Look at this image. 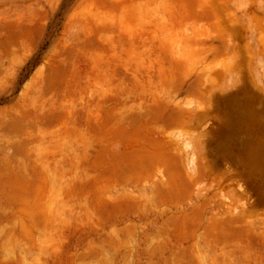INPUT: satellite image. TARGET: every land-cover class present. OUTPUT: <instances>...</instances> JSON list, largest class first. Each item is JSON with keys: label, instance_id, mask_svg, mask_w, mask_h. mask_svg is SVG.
Wrapping results in <instances>:
<instances>
[{"label": "rangeland", "instance_id": "rangeland-1", "mask_svg": "<svg viewBox=\"0 0 264 264\" xmlns=\"http://www.w3.org/2000/svg\"><path fill=\"white\" fill-rule=\"evenodd\" d=\"M263 8L0 0V264H264Z\"/></svg>", "mask_w": 264, "mask_h": 264}, {"label": "bare ground", "instance_id": "bare-ground-1", "mask_svg": "<svg viewBox=\"0 0 264 264\" xmlns=\"http://www.w3.org/2000/svg\"><path fill=\"white\" fill-rule=\"evenodd\" d=\"M236 1V0H235ZM257 2V1H256ZM224 4V3H223ZM235 4V3H234ZM238 4H240L241 5V2L240 3H238ZM251 4V3H250ZM259 4H261V2L259 3ZM236 5V7H237V4H235ZM256 6V5H255ZM259 6V5H258ZM262 6H263V4H262ZM261 6V7H262ZM231 7V6H230ZM252 7V6H251ZM260 7V6H259ZM235 8V7H234ZM238 8V7H237ZM256 8V7H255ZM258 8V7H257ZM256 8V9H257ZM246 9V8H245ZM255 9V10H256ZM260 9V8H259ZM264 9V8H263ZM204 10V9H203ZM209 10V12H210V9H208ZM207 10V11H208ZM232 10V9H231ZM234 10H236V11H239L238 9H234ZM233 10V12H235L236 13V11H234ZM247 10V9H246ZM246 10L244 11V9L243 10H241L239 13H242V12H246ZM250 10H251V8H250ZM248 11V13L249 12H251V11ZM254 10V9H253ZM253 10H252V12H253ZM261 10V9H260ZM194 11V10H193ZM259 11V10H258ZM191 12V11H190ZM232 11H231V13H233ZM256 12V11H255ZM254 12V13H255ZM192 13V12H191ZM202 13V12H201ZM205 13H207V14H210V13H208V12H206L205 11ZM211 13H212V11H211ZM225 13V12H224ZM262 13H264L263 11H262ZM262 13H260V14H262ZM189 16H188V19H189V17H190V19H191V17L192 16H195L194 14H189V12L187 13ZM200 14V13H199ZM204 14V13H203ZM213 14V13H212ZM228 15L227 16H229V14L230 13H227ZM234 15V14H233ZM232 14L229 16V17H225L226 18V20L227 19H229L230 17H234L236 20L235 21H239V18H238V16L239 15H241V14H239L238 16H237V13L233 16ZM255 15H257V14H255ZM262 15H264V14H262ZM262 15H261V19L263 20V17H262ZM198 16V15H197ZM211 16H214V14L213 15H211ZM245 16V15H244ZM257 16H259V13H258V15ZM196 17V16H195ZM202 19H201V21L203 20V16L201 15L200 16ZM208 17H209V15H208ZM249 16H247V18H248ZM163 18V17H162ZM186 18V17H185ZM197 18V17H196ZM210 18V17H209ZM214 18V17H213ZM234 18H232V21H233V19ZM258 18H260V16L258 17ZM258 18H256V19H258ZM187 19V18H186ZM198 19H199V16H198ZM204 20H205V18H204ZM248 20V19H247ZM254 20V19H253ZM253 20H252V18H251V21L253 22ZM228 21V20H227ZM229 21H231V19L229 20ZM244 21H246V20H244ZM243 21V22H244ZM255 21H257L258 23H259V20H255ZM205 22V21H204ZM234 22V21H233ZM192 23V22H191ZM228 23H231V22H227V24ZM237 22H235V24H236ZM239 23V22H238ZM248 23H249V21H248ZM248 23H246L245 22V26L246 27H248L249 29H252V27H254V26H252V25H250V24H248ZM255 23V22H254ZM190 24V23H189ZM227 24H225V25H227ZM206 25V24H205ZM230 25V24H229ZM255 26L256 25H258L257 23L256 24H254ZM207 26V25H206ZM205 27V26H204ZM237 27V26H236ZM183 28V27H182ZM189 28L190 27H185L184 28V30H183V32L181 33V34H179V35H177L175 38H173V39H168L166 42H164L165 43V45H164V50L165 51H167L168 52V54H169V56H170V59H171V61L173 62V63H180L181 62V60L183 59V53H182V48H184V47H186V48H188V49H190V48H192V47H196V46H199V47H205L206 46V40H207V37H205V35H202V37H201V35H200V33H199V35L198 34H196L194 31H193V29H191L190 28V30H189ZM207 28V27H206ZM233 28V27H232ZM209 29V28H208ZM208 29H207V31H208ZM221 30V29H220ZM224 30V29H223ZM226 30V29H225ZM219 32V31H218ZM226 32V31H225ZM225 32H224V35H223V37L225 36ZM252 32V31H251ZM201 33H203L202 31H201ZM211 33V32H210ZM226 33H228V31L226 32ZM229 33H230V31H229ZM204 34V33H203ZM205 34H206V31H205ZM212 34V33H211ZM213 34H215V33H213ZM213 34L211 35V37L213 36ZM216 34H217V32H216ZM231 34V33H230ZM251 34V33H250ZM209 35V31H208V34H207V36ZM232 35V34H231ZM218 36V35H217ZM204 37L206 38V40L204 39ZM209 37V36H208ZM210 37V38H211ZM215 37V36H214ZM214 37H212V39L211 40H213L214 39ZM220 37V36H219ZM226 37V36H225ZM229 37L231 38V36L229 35ZM250 37V41H253L254 42V40H253V37H252V35H250L249 36ZM203 38V39H202ZM221 38V37H220ZM216 39H219L218 37L216 38ZM223 40H224V38H222ZM226 39H228V36L226 37ZM208 40H210V39H208ZM207 40V42H209ZM220 40V39H219ZM222 40V41H223ZM260 41H261V45H263V48H264V39L263 38H260ZM225 42H227L226 40H225ZM206 43V44H205ZM231 43V42H230ZM230 43H224L225 45H226V47L227 46H229V44ZM208 44H212V42L210 43H208ZM208 44H207V46L206 47H208ZM210 45H209V47H210ZM212 46V45H211ZM230 46H232V44L230 45ZM225 47V48H226ZM233 47V46H232ZM229 48V47H228ZM229 50V51H228ZM228 50H226L225 49V51H228V52H233L232 50H233V48L230 50V48L228 49ZM236 51V50H235ZM234 51V52H235ZM228 52H226V53H228ZM233 52V53H234ZM236 53H237V51L235 52V55H236ZM234 56H232V58H233ZM229 58H230V56H229ZM223 61H225V60H223ZM220 61H218L216 64H214L213 65V67H214V70H215V65H217L218 63H219ZM227 63H228V59H227V61H226ZM225 62V63H226ZM237 62V61H236ZM235 62V63H236ZM222 64L224 63V62H221ZM239 63H240V61H239ZM220 64V63H219ZM220 64L221 66H223V68L222 69H226V71L228 70V68H229V66L227 67V66H225V64ZM230 64V63H229ZM261 64V63H260ZM232 65V64H231ZM235 65V64H234ZM233 66V65H232ZM236 66V68H237V65H235ZM234 66V67H235ZM262 66V65H261ZM220 67L218 66L217 68H219V72H221L220 70ZM224 67H226V68H224ZM210 69V68H209ZM209 69L207 70V69H204L205 70V72L207 71V72H209ZM256 70H255V73H254V75H255V77L257 78V80L261 77V74H260V66H258L257 68H255ZM203 70V69H202ZM201 70V71H202ZM218 70V69H217ZM212 72H218V71H213V70H211ZM223 71V70H222ZM229 71V70H228ZM212 72H211V74H212ZM216 74V73H215ZM219 74V73H218ZM217 74V75H218ZM200 75H201V73H200ZM202 75H203V73H202ZM205 75V74H204ZM206 75H207V73H206ZM212 75H214V74H212ZM212 75H208V77L209 78H211V79H208V77H206L205 78V76H204V78H205V80L206 79H208L209 81H211L212 80V78L214 77H210V76H212ZM203 79V78H202ZM214 80L213 81H215L216 79H215V77L213 78ZM261 79V78H260ZM259 81V80H258ZM161 95V94H160ZM188 100V99H187ZM185 102V101H184ZM187 102V101H186ZM193 103L194 101H190V103ZM189 103V104H190ZM187 104V103H186ZM198 104V103H197ZM182 105H185V104H182ZM195 105V104H194ZM198 105H200V104H198ZM190 106V105H189ZM196 106V105H195ZM186 107V108H185ZM183 106V108H185V109H179V111L182 113V114H190V112H191V110H189L188 108H193V106H190V107H187V106ZM198 107V106H197ZM202 127V126H201ZM180 131V130H179ZM179 133H181V132H179ZM177 135H175V140H173L174 141V143L175 144H180V145H183V149H184V158L181 160V161H183L184 162V166H183V168H181V167H179L180 169H181V171H182V173H183V175L184 176H186V177H188V171L190 170L191 172L192 171H194L195 169H196V166H197V160H196V154H195V150L193 149V147L191 146L192 144H191V141L189 140V138L187 137V136H182L181 134H178V133H176ZM195 134V133H194ZM172 137V136H171ZM193 137V136H192ZM172 139V138H171ZM171 142V141H170ZM180 142V143H179ZM163 144V143H162ZM178 150H179V148H178ZM181 152L179 151V154H180ZM177 162V161H176ZM162 170V169H161ZM160 169H158V174H156V176L158 177V179L159 180H163V178L165 177V174L161 171ZM179 170V169H178ZM177 172H179V171H176V173ZM194 172H192V174H193ZM183 176V177H184ZM156 177V178H157ZM166 178V177H165ZM153 179V178H152ZM186 179V178H185ZM192 185H197V186H192ZM192 185H191V187H193V188H191L190 186V188L191 189H193V190H191V192L192 191H194V195H195V193H198V194H200L201 192H203V191H201V189H200V187H198L199 186V183H195V182H193L192 183ZM199 188V189H198ZM188 190V189H187ZM197 194V195H198ZM202 194V193H201ZM204 194V193H203ZM221 194V193H220ZM223 195V194H222ZM221 195V196H222ZM196 196V195H195ZM201 196V195H200ZM178 207V206H177ZM175 208V207H174ZM146 214H148V212L146 213ZM137 217V216H136ZM139 218V217H138ZM122 222V221H121ZM141 230V229H140Z\"/></svg>", "mask_w": 264, "mask_h": 264}]
</instances>
